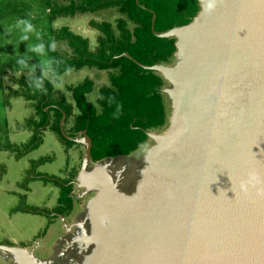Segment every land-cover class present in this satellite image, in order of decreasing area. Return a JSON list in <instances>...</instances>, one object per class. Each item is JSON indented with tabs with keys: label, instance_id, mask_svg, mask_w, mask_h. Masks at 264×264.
Here are the masks:
<instances>
[{
	"label": "rangeland",
	"instance_id": "374dc122",
	"mask_svg": "<svg viewBox=\"0 0 264 264\" xmlns=\"http://www.w3.org/2000/svg\"><path fill=\"white\" fill-rule=\"evenodd\" d=\"M57 1L61 6H69L72 3L71 0ZM57 1L0 0V75L2 70L10 71L3 77L4 94L0 91V135L3 132V147H13L17 152L11 155V158L7 153H0V161L11 164H4L5 169L3 165L0 166V173L3 170L8 173L5 182L6 178L13 181L12 183L22 182L17 185L22 189L27 188L26 184H31L33 180L43 179L47 182L42 183V186L47 185L46 192L37 190L25 194L20 191L14 194L8 187L4 188L7 194L0 192V264H135L142 257V252L158 249L159 242L166 243L168 235L171 236L172 232L177 235L186 234L184 232L189 230V225L203 216L202 196L196 203L190 200L188 202V199L185 201L189 179L173 174L165 175L162 169L182 170L180 172L183 173L197 167L205 171L211 165L213 170L216 163L211 160L209 152L204 150L208 147L200 141V133L214 139L231 132L236 138L240 128L250 127L251 120L246 118L237 124L221 117L224 92L230 84L228 78L233 79V75L224 79L216 77L206 92L193 95L205 119L200 121L199 118L197 123L189 124L195 125L192 143L193 149L196 150V165L193 169H180L177 166H180V161L184 159L182 154H189L186 148H179L181 152L176 148L175 152L173 148L161 152L159 149L154 150L159 137L169 133L176 110L177 101L171 95L172 87L167 82L163 93L168 122L164 127L152 130L153 136L137 151L131 155L121 154L118 157L104 158L106 149L94 156L100 160L92 159L88 162L85 159L87 146L77 142V145L81 146L80 154L79 151L69 149L66 155L63 145H60L61 135L45 131L52 128L54 114H49L48 122L43 125L46 116L40 109L44 100L40 81L32 83L33 75L28 74L30 67L36 71L40 61L45 66L44 62L50 60L49 52L44 49L51 42L63 51V54L71 52L67 43L59 42L55 38L51 41L48 32L46 31V35L42 29L43 26L45 29L49 26L50 9L52 6L53 9L56 8ZM237 1L234 0L233 5L230 0H220L217 5V17L220 15L225 19L216 17L215 22L223 25L226 22L234 23L236 12L244 4V0L236 3ZM207 2V6L214 8L211 1ZM50 3L52 6H48ZM228 13L230 15L227 17ZM117 17L118 13L114 8L98 13L78 12L75 16L60 15L52 25L54 30L70 27L76 34L89 38L96 47L100 33L91 25V21L115 23ZM202 28L197 30L198 33ZM216 34L207 35L205 39L215 40L217 46L219 42L216 40ZM176 62L175 57L171 63L164 65L173 67ZM197 62L196 60L195 63ZM225 72L224 74H227L229 70ZM43 74L45 75V72ZM86 75L94 77L98 87L96 93L101 86L109 83L106 71L97 73L96 69H85L67 75L68 79L64 80L60 89L66 90L68 85L81 83L87 78ZM234 79L237 77L234 76ZM222 80L227 81L221 82ZM229 88L234 90L231 85ZM66 92L71 95L68 90ZM21 93L26 95L27 100L30 97L26 105L23 103L26 99ZM94 97L96 100L97 97ZM53 104H56L54 107H59V100ZM184 113L183 119L190 117V113ZM9 114H12L13 118L17 116L18 119H14L13 123L6 122ZM243 122L245 123L242 125ZM232 126L233 129H230ZM68 133L69 131L66 136L71 139ZM184 137L187 138V135ZM55 139L58 140L56 143ZM214 141H217L216 144L221 148L218 146L219 148L212 152L220 153L223 147L221 140L217 138ZM81 155L83 160L79 158ZM54 156L56 161L52 158ZM169 177L174 179L172 184L169 183ZM74 179L76 182H71ZM176 180L184 184L177 185ZM198 183L203 187L201 182ZM72 184L75 191L69 195L70 189L65 186ZM69 196L73 198V204ZM27 213L29 215H26ZM10 214L12 216L9 219ZM258 236L261 238V234ZM10 249L29 250L35 257L31 260L29 255L23 254L26 252Z\"/></svg>",
	"mask_w": 264,
	"mask_h": 264
},
{
	"label": "water",
	"instance_id": "95a60500",
	"mask_svg": "<svg viewBox=\"0 0 264 264\" xmlns=\"http://www.w3.org/2000/svg\"><path fill=\"white\" fill-rule=\"evenodd\" d=\"M199 1L202 10L189 25L164 33L155 32L159 37L177 39L176 64L173 67L163 63L144 66L164 77L177 101L172 127L167 135L159 137L154 150L161 152L173 148L175 152L184 147L189 154L182 152L183 157L195 159L192 143L195 125L189 124L197 123L199 118L202 121L205 116L193 95L206 92L216 77L224 79L233 75V79L227 80L235 90L232 95H227V91L221 117L237 124L248 118L253 124L249 134L240 140H235V134L231 132L221 137L215 135L214 139L200 133V141L208 147L206 150L216 163L214 171L211 165L205 171L197 167L183 173L182 170L162 169L165 175L201 182L210 196L202 203L203 216H197L198 220L189 225L186 234L172 232L166 243H159L158 249L142 252L135 264H253L258 234L262 233L261 245L264 247V19L257 23L258 13L264 18V0H244L234 23L226 22L225 25L215 22L220 0H211L214 8L206 5L207 0ZM221 17L218 15L217 18ZM156 19L157 15L153 20L154 29ZM214 33L218 35L217 46L215 40L205 39ZM125 55L130 57L128 53ZM226 70L229 72L224 74ZM183 112L190 113V117L183 119ZM65 120L66 116L62 125ZM151 133H148L150 137L153 136ZM217 138L223 146L221 155L208 150L213 149L210 143L217 142L214 141ZM74 140L87 146L85 159L92 161L93 141L87 131ZM21 251L31 260L35 257L29 250Z\"/></svg>",
	"mask_w": 264,
	"mask_h": 264
},
{
	"label": "trees",
	"instance_id": "16d2710c",
	"mask_svg": "<svg viewBox=\"0 0 264 264\" xmlns=\"http://www.w3.org/2000/svg\"><path fill=\"white\" fill-rule=\"evenodd\" d=\"M57 0H55L56 2ZM69 6H61L58 1L50 9L49 26L43 32L67 43L71 52L63 54L51 42L49 52L52 79L43 73L45 67L40 61L32 83L40 81L42 96L41 111L48 122L49 114H57L54 129L69 144L83 131H87L93 141L92 158L97 152L106 150L107 157L121 154L131 155L150 138L149 132L164 127L168 122L165 94L167 82L157 71L144 66L171 63L176 57L177 39L163 38L155 34L170 31L176 27L189 25L202 10L199 0H71ZM114 8L116 22L92 20L91 25L99 31L98 45L93 46L89 38L76 34L70 27L54 30L53 21L60 15L75 16L78 12L98 13ZM4 11V10H3ZM4 14V13H3ZM28 14V13H26ZM5 15V14H4ZM157 15L155 29L154 16ZM47 35V34H46ZM128 53L130 55L126 56ZM96 69L106 71L109 83L97 92L96 81L86 78L77 86L70 87L74 102L68 95L60 94L59 107H54L56 99L55 81L73 70ZM40 78V79H39ZM97 97L96 101L92 96ZM53 100V101H51ZM50 107V110L46 109ZM66 115L65 125L62 120ZM75 117L74 126L67 129L70 118ZM67 131L68 137L66 134ZM95 156V157H94ZM103 158V159H104ZM70 194L74 185H66ZM71 204L73 198L69 196ZM62 200V198H60ZM70 211L69 215L71 214Z\"/></svg>",
	"mask_w": 264,
	"mask_h": 264
},
{
	"label": "crops",
	"instance_id": "0c3cea01",
	"mask_svg": "<svg viewBox=\"0 0 264 264\" xmlns=\"http://www.w3.org/2000/svg\"><path fill=\"white\" fill-rule=\"evenodd\" d=\"M52 36L53 35H51L50 36V38H51V41H52ZM43 49H44V47H43ZM46 49H48L47 47H46ZM46 49H44V50H46ZM46 65L44 66L46 69H45V76L48 78V79H52V76H51V71H50V68H49V66H50V60L47 62H44ZM31 69H30V71L28 72V74H32L33 76H32V78L35 76V73H36V71H35V68H33V67H30ZM86 69H89V68H86ZM83 70H85V69H83ZM83 70H79V72L80 71H83ZM93 70H95V69H93ZM74 71H78V70H73V71H70L69 73H67V74H64L63 76H62V78L60 79V81H55V88H56V91H57V93H56V99H58V100H60V94L61 93H65L66 95H68V99H69V101H72V102H74V99H73V97H72V94L71 95H69L67 92H66V90H68L69 91V88L70 87H74V86H77V85H79V84H81V83H83L84 81H85V79L81 82V83H79V84H72V85H68L67 86V89L66 90H62V89H60V85L64 82V80L65 79H68L67 78V75H69L71 72H74ZM8 72H10V71H8L7 70V72H4L3 70L1 71V75H0V91L2 92V94H4V91H3V86H4V82H3V77L5 76V75H7L8 74ZM96 72L98 73V71L96 70ZM25 73V72H24ZM46 73H48V74H46ZM20 76V75H19ZM86 77L88 78H92L93 80H95L94 79V77L92 76V75H86ZM31 82H32V80H31ZM66 83V82H65ZM97 85V84H96ZM98 86H100V85H98ZM70 92V91H69ZM22 95H23V98L24 99H26L25 101H23V103H24V105H26V103H27V101L28 100H30V97H28V100H27V98H26V95L24 94V93H21ZM71 96V97H70ZM95 95H93L91 98H92V100L95 102L96 100H95V97H94ZM97 99V98H96ZM47 111H49L50 110V107L49 108H47L46 109ZM56 116H57V114L56 113H54V115H53V119L54 120H56ZM66 116V115H65ZM64 116V117H65ZM14 119L15 120H17L18 119V117L16 116V118H13L12 117V114H9L8 115V118L6 119V122H8V121H11L12 123H13V121H14ZM3 121V120H2ZM63 121V120H62ZM17 123V122H16ZM74 123H75V117L74 118H70V120L68 121V124H67V129L69 130V129H71L73 126H74ZM54 125V124H53ZM52 125V128H50L49 130H47V129H45V131H51V132H56L55 131V129L53 128L54 126ZM61 125H62V123H61ZM64 125H65V123H64ZM64 125H62V126H64ZM48 126H50V124L48 125ZM13 130V129H12ZM14 132V131H13ZM57 134H58V132H56ZM5 137H8V135H5ZM62 137V136H61ZM60 137V145L62 146L63 145V151H64V153L66 154V155H68V150L69 149H73V150H75V151H79V148H81V146L79 147L77 144L76 145H74V146H72V147H70L69 146V144L63 139V138H61ZM3 132L1 133V135H0V153H7L8 154V157H10L11 155H15V153H17V152H15L14 150H13V147H8V148H6V147H3ZM9 138V137H8ZM55 141V143H56V141H58V140H54ZM65 141V142H64ZM78 143H80V142H78ZM83 146V145H82ZM83 148V147H82ZM79 154H80V151L78 152ZM23 156H25V155H23ZM82 156L83 155H81V157H79L81 160H83V158H82ZM11 158V157H10ZM52 158H54V161H56L57 160V158H56V156H54V157H52ZM68 158V157H67ZM11 165V164H7V163H2L1 161H0V166H2L3 165V168L5 169V165ZM18 166H20V164H17ZM79 170H81L80 168L78 169V172H80ZM8 173L7 172H5L4 170H3V172H1L0 173V192L1 193H3V194H7L6 192H5V187H8V188H11V193H14V194H16L17 192L19 193L20 191L21 192H25V194L27 193V194H31V193H34L33 191H37V190H43L44 192H46V187H47V185L45 184L44 186H42V183H47L45 180H43V179H40L39 181H35V180H33V181H31V184H30V182L29 183H27L26 184V186H28L27 188H19V187H17V185L18 184H22V182H17V183H12L11 182V180H8L7 178H6V180H7V182H5V176L7 175ZM15 181V180H14ZM4 182H5V184H4ZM71 182H73V183H75L76 182V180L74 179L73 181H71ZM12 183V184H11ZM6 185V186H5ZM29 186H32V188H30ZM33 187H34V189H33ZM74 191H75V189H74ZM49 194H51V189H49ZM74 193V192H73ZM12 207V206H11ZM16 213V212H15ZM14 213V214H15ZM12 215H13V213H11ZM9 215V219L11 218V216L12 215ZM17 214V213H16ZM26 215H29L28 213L26 214ZM0 216L2 217V215L0 214Z\"/></svg>",
	"mask_w": 264,
	"mask_h": 264
},
{
	"label": "bare ground",
	"instance_id": "6f19581e",
	"mask_svg": "<svg viewBox=\"0 0 264 264\" xmlns=\"http://www.w3.org/2000/svg\"><path fill=\"white\" fill-rule=\"evenodd\" d=\"M207 1H211V0H207ZM232 3H233V5L235 4V2H234V0H230ZM239 1H241V0H238L236 3H238ZM242 3V2H241ZM240 3V4H241ZM206 5H208V2L206 3ZM236 10V9H235ZM248 11H250V10H248ZM255 17H256V14L254 15ZM254 16H252V18L254 17ZM255 17L253 18V21H255ZM263 17V14H261V13H258V19H257V22H261V20L263 21V19L264 18H262ZM250 18V17H249ZM224 82L225 81H227V80H223ZM222 81V82H223ZM228 88V87H227ZM225 90V89H224ZM227 91H229V94H227ZM233 91H235V90H231L230 88L229 89H227V90H225V95L227 94V95H232V94H234L233 93ZM220 93V92H219ZM223 93V92H222ZM230 99L232 98V97H229ZM218 99V98H217ZM186 113V112H185ZM184 113V114H185ZM211 117V116H210ZM210 119V118H209ZM246 122V121H245ZM245 122H243L242 123V125L245 123ZM252 124H253V121H252V123L250 124V127H244V126H242V127H244L243 129L242 128H240V131H239V135L235 138V140H240V139H242L244 136H246V135H248L249 134V132L251 131V129L250 128H252ZM238 133V132H237ZM217 142H211L210 143V145H211V148H213V149H210L211 151H213V150H215L216 148H219L220 146L218 145V144H216ZM219 146V147H218ZM206 148V147H205ZM204 148V150H206ZM221 148V147H220ZM203 150V149H202ZM209 150V149H208ZM204 153V152H203ZM223 153V150L221 149V152L219 153L220 155ZM182 156H183V154H182ZM184 158V157H183ZM185 159V158H184ZM182 159L181 161H180V163H183V164H188V165H181L180 163H179V165L180 166H177V167H179L180 169H185V168H190V169H193L194 167V165H196L194 162H195V159L194 158H191V159ZM198 165V164H197ZM185 167V168H184ZM189 170V169H188ZM212 171H214V169L212 170ZM169 179H171V180H169V183H173V181L172 180H174V179H172V178H170L169 177ZM166 180H168V177H166ZM172 181V182H171ZM176 183H178L177 185H179V184H184V183H182V182H180V181H177L176 180ZM188 186H189V188H187L186 189V191L188 190V197H187V195H186V198H185V201H186V199H188V202H190V201H192L193 203H196L197 201L196 200H198L199 201V199L201 198V196H202V201H204L205 199H207V197H209L210 196V194H208V196H206V194L208 193V191L207 190H205V188L204 187H202V186H200V184L198 183V182H196V181H194V180H190L189 179V181H188V184H187ZM183 188H185V187H183ZM183 191H184V189H183ZM183 193H185V192H183ZM190 200V201H189ZM196 201V202H195ZM198 205V204H197ZM196 205V206H197ZM129 218V217H128ZM261 222V221H260ZM175 223V222H174ZM263 224L262 225H264V221L262 222ZM138 224V223H137ZM166 225V224H165ZM264 230V227H263V229H262V231ZM197 234H199L198 232H196ZM251 235V234H250ZM250 235H249V238L248 239H250ZM261 235H262V233H261ZM256 240H257V244L258 245H256L255 247H254V260H253V264H264V252H263V248L264 247H262V245H261V238H259V236H257V238H256ZM159 243H161V241L159 242ZM232 251V250H231ZM239 252L240 251H237V254H239ZM241 252H242V250H241ZM138 255V254H137ZM245 255V254H244ZM253 256V255H252ZM240 264H243V262H241Z\"/></svg>",
	"mask_w": 264,
	"mask_h": 264
},
{
	"label": "flooded vegetation",
	"instance_id": "af4514ba",
	"mask_svg": "<svg viewBox=\"0 0 264 264\" xmlns=\"http://www.w3.org/2000/svg\"><path fill=\"white\" fill-rule=\"evenodd\" d=\"M95 245V244H94Z\"/></svg>",
	"mask_w": 264,
	"mask_h": 264
}]
</instances>
